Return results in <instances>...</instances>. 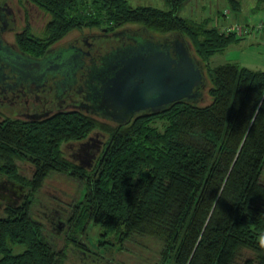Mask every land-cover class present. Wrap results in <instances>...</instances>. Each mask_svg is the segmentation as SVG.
I'll use <instances>...</instances> for the list:
<instances>
[{"label":"trees","instance_id":"obj_1","mask_svg":"<svg viewBox=\"0 0 264 264\" xmlns=\"http://www.w3.org/2000/svg\"><path fill=\"white\" fill-rule=\"evenodd\" d=\"M27 1L50 17L43 36L31 40V53L39 41L49 47L84 27L117 32L132 24L161 38L187 37L207 62L244 37L218 26L227 15L221 11L218 20L183 17L191 0H163V8L135 7L129 0ZM242 1L226 0L230 13L242 12ZM256 4L253 10L259 12L264 0ZM207 73L209 105L179 102L128 124L79 112L41 123L0 120V174L28 188L23 202L0 216V264L68 260L67 248L53 245L32 215L45 180L56 173L80 178L86 187L84 201L71 204L70 223L80 228L93 222L122 244L153 238L162 243L157 264H239L241 258L243 264H264L259 239L264 234V71L230 63L208 67ZM93 132L107 140L92 169L65 158L64 144L84 141ZM21 160L32 165V179L19 174ZM68 204L58 200L43 207L56 213ZM14 244L25 251L13 253Z\"/></svg>","mask_w":264,"mask_h":264},{"label":"flooded vegetation","instance_id":"obj_2","mask_svg":"<svg viewBox=\"0 0 264 264\" xmlns=\"http://www.w3.org/2000/svg\"><path fill=\"white\" fill-rule=\"evenodd\" d=\"M18 3L13 7L11 3L0 0V120L41 123L58 114L79 112L97 121L109 122L162 114L143 112L127 119L121 117L115 120L110 116V109L101 108V74L108 66L118 63L122 49L136 50L141 45L153 42L165 49L173 44L175 34L157 38L147 32L128 29L108 33L106 29L102 30L106 33V38H101V34L94 32L68 44L61 40L44 47L45 43L39 41L31 53L28 46L37 36L34 29H45L48 17L27 0L23 3L28 5L26 8L21 1ZM27 7L30 11H26ZM31 12L38 13L41 24L36 22V17ZM167 38L169 44H166ZM170 51L173 52V49ZM172 56H175L174 52ZM199 66L202 68L201 64ZM113 124L119 125L115 122ZM106 137L102 132H93L84 141L66 143L73 152L72 161L77 165L80 159L86 162L87 156L84 155L95 146H102L104 150ZM95 154L97 156L99 153ZM21 185L12 179L2 180L0 208L18 206L23 202L28 188H22Z\"/></svg>","mask_w":264,"mask_h":264},{"label":"rangeland","instance_id":"obj_3","mask_svg":"<svg viewBox=\"0 0 264 264\" xmlns=\"http://www.w3.org/2000/svg\"><path fill=\"white\" fill-rule=\"evenodd\" d=\"M11 3L13 7L17 6L20 2L18 0H2V2ZM132 6L137 7L138 5L154 6L163 8V0H129ZM22 4L25 0L21 1ZM243 11L237 16L233 15L230 10H228L229 5H227L226 0H191L188 3L182 13V16L191 18L192 20L203 21L206 18H211L218 20L217 14L219 11L227 14L223 15V19L218 20V26L222 28L229 25L235 24L244 27V29H250L251 25L259 23L264 19V5H262L259 12H254V8L257 7L256 0H243ZM23 6H28L27 4ZM27 7L26 11H28ZM30 11V10H29ZM32 13V12H31ZM36 17V22L41 24L42 20L38 17V13H32ZM216 16V17H215ZM48 17V16H47ZM46 18L45 21H49ZM46 22V23H47ZM217 22V21H216ZM215 21L213 24L216 23ZM222 24V25H220ZM249 24V25H246ZM139 25L128 24L127 26L119 30H131L136 32H143ZM44 28L34 29V33L37 36H43ZM94 32L101 34V38H106L101 29H89L84 27L82 31L74 30L70 35L63 39V43L74 41L76 38L82 39L83 36L92 35ZM108 33H112L111 31ZM248 33V32H247ZM157 38H161L159 35H155ZM188 40L187 37H185ZM191 44V43H190ZM191 51L195 57L199 60L201 66L203 67V73H205L207 86L202 90V98L198 103L200 105H209L211 102V96H208V90L211 87L209 82V75L207 73L209 68H216L220 65L237 63L240 66L247 67L251 70L264 71V31L259 33H254L252 35H246L240 42L232 43L225 52H221L207 62L202 61L193 50L191 45ZM112 122V121H109ZM114 123V122H112ZM100 138V137H99ZM101 139V138H100ZM107 140V137L106 139ZM104 142V141H103ZM106 142V141H105ZM64 144L62 150L65 158H71L73 153ZM102 146L100 154L102 151ZM76 151V149H75ZM97 159L93 161V167L96 164ZM79 163V161H78ZM18 171L21 176L25 179L30 180L33 178V167L30 163L25 161L17 162ZM92 167V168H93ZM6 176L0 174V183ZM45 185L40 192V199L38 203L32 208V215L39 221L43 226L47 228L45 236L49 238L53 245L59 248H67V261L65 264H157L160 259V252L162 250V243L158 242L153 238H136L131 241H126V243L121 242V238L114 235H103L101 228H99L93 222L89 223L83 222L82 227L78 228L75 222L71 221V211L72 205L79 200L84 201L86 195V187L83 184V180L79 178H72L65 174H52L45 180ZM63 201L68 202L67 209L58 208L57 212H51L45 209L43 206L52 201ZM65 200V201H64ZM72 204V205H71ZM56 206V205H55ZM5 207L0 208V216L3 214ZM46 210V211H45ZM70 224V225H69ZM69 231V232H68ZM72 238L78 242L74 243ZM12 247L13 253L20 254L25 251V246L22 244H14ZM88 250L94 251L91 255ZM246 257V255H245ZM239 264H243V258L239 259Z\"/></svg>","mask_w":264,"mask_h":264},{"label":"water","instance_id":"obj_4","mask_svg":"<svg viewBox=\"0 0 264 264\" xmlns=\"http://www.w3.org/2000/svg\"><path fill=\"white\" fill-rule=\"evenodd\" d=\"M165 41L169 44L168 38ZM120 54L115 66L102 71L103 85L99 94L101 108L110 109V116L115 120L143 112L163 113L179 102L198 104L203 97L205 73L185 37L175 34L173 44L165 49L153 42L136 50L122 49ZM112 122L121 125L132 120ZM92 149L84 155L86 162L79 160L83 168L92 169L97 159L95 153L100 151L99 145Z\"/></svg>","mask_w":264,"mask_h":264},{"label":"built area","instance_id":"obj_5","mask_svg":"<svg viewBox=\"0 0 264 264\" xmlns=\"http://www.w3.org/2000/svg\"><path fill=\"white\" fill-rule=\"evenodd\" d=\"M247 28H250V29L246 30L242 26H238V25L233 24V25H229L226 28V31H227V33H234L238 37L246 36V35H252L254 33L263 32L264 31V19L261 22L253 24V25H251L250 27H247Z\"/></svg>","mask_w":264,"mask_h":264},{"label":"clouds","instance_id":"obj_6","mask_svg":"<svg viewBox=\"0 0 264 264\" xmlns=\"http://www.w3.org/2000/svg\"><path fill=\"white\" fill-rule=\"evenodd\" d=\"M259 239H260V242L262 244H264V234H261L260 237H259Z\"/></svg>","mask_w":264,"mask_h":264},{"label":"crops","instance_id":"obj_7","mask_svg":"<svg viewBox=\"0 0 264 264\" xmlns=\"http://www.w3.org/2000/svg\"><path fill=\"white\" fill-rule=\"evenodd\" d=\"M218 22V21H217ZM220 25H222V24H220Z\"/></svg>","mask_w":264,"mask_h":264}]
</instances>
